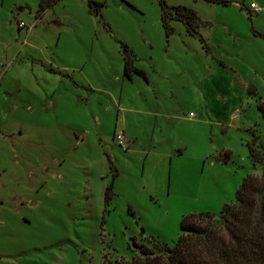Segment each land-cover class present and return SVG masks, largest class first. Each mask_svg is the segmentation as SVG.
Returning a JSON list of instances; mask_svg holds the SVG:
<instances>
[{
  "label": "rangeland",
  "instance_id": "374dc122",
  "mask_svg": "<svg viewBox=\"0 0 264 264\" xmlns=\"http://www.w3.org/2000/svg\"><path fill=\"white\" fill-rule=\"evenodd\" d=\"M89 1L0 0V264L173 246L184 215L218 214L261 173L264 13L240 4L264 0H167L198 13L205 45L179 20L167 37L159 0ZM123 43L145 76L125 75Z\"/></svg>",
  "mask_w": 264,
  "mask_h": 264
},
{
  "label": "trees",
  "instance_id": "16d2710c",
  "mask_svg": "<svg viewBox=\"0 0 264 264\" xmlns=\"http://www.w3.org/2000/svg\"><path fill=\"white\" fill-rule=\"evenodd\" d=\"M56 1L40 0V9ZM159 2L167 37L174 32L172 21L179 20L189 34L206 44L198 29L202 22L193 8L169 5L167 0ZM101 4L89 1L91 9L95 5L97 11ZM122 48L125 75L129 78L135 73L145 76L144 70L134 65L133 50L125 43ZM248 149L254 167L261 166V173H248L244 177L233 202L224 203L218 214L202 211L184 215L181 233L173 246L152 239L153 247L141 244L138 254L114 264H264V142L254 134ZM109 190L107 187L106 192Z\"/></svg>",
  "mask_w": 264,
  "mask_h": 264
},
{
  "label": "crops",
  "instance_id": "0c3cea01",
  "mask_svg": "<svg viewBox=\"0 0 264 264\" xmlns=\"http://www.w3.org/2000/svg\"><path fill=\"white\" fill-rule=\"evenodd\" d=\"M250 2H252V1H250ZM249 4H250V3H249ZM249 4H240V6H241V8L244 9L249 15H251V14H253V13H255V12H253V11L250 10V8H249ZM259 13H261V12H259ZM263 13H264V12H263ZM249 19H250V20H253L252 17H249ZM259 33H260V32H259ZM261 34H262V33H261ZM256 35L261 36L260 34H256ZM219 63H220L221 65L225 66V67L230 68V70H232V72L235 73L234 75L230 74V77L232 78L233 82L237 81L238 78H241V77H240V74L238 73V71H236V69H234V67H232V66H230V65H227V64L225 63V61H219ZM218 70H219V71H223V70H221V69H218ZM145 75H146V73H145ZM165 78H166V77H165ZM241 80H242V79H241ZM149 82H151V80H149ZM232 89H234V91H235V90H236V86H233ZM233 113H234V111L232 110V112L229 114V116H231ZM234 114H235V113H234ZM229 116H228V117H229Z\"/></svg>",
  "mask_w": 264,
  "mask_h": 264
},
{
  "label": "built area",
  "instance_id": "2783aa9c",
  "mask_svg": "<svg viewBox=\"0 0 264 264\" xmlns=\"http://www.w3.org/2000/svg\"><path fill=\"white\" fill-rule=\"evenodd\" d=\"M249 8H250L251 11H253V12H255V13L264 12V7L261 6V5H259V4H257V3L254 2V1L250 2V4H249ZM115 139H116L117 142H118L119 144H121V145H122L123 142H124V137H123V135H122L121 133H117V134H115Z\"/></svg>",
  "mask_w": 264,
  "mask_h": 264
}]
</instances>
